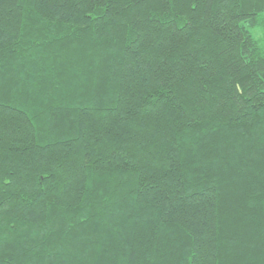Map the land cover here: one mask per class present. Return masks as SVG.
Returning a JSON list of instances; mask_svg holds the SVG:
<instances>
[{"label": "trees", "instance_id": "1", "mask_svg": "<svg viewBox=\"0 0 264 264\" xmlns=\"http://www.w3.org/2000/svg\"><path fill=\"white\" fill-rule=\"evenodd\" d=\"M264 0H0V264H264Z\"/></svg>", "mask_w": 264, "mask_h": 264}, {"label": "rangeland", "instance_id": "2", "mask_svg": "<svg viewBox=\"0 0 264 264\" xmlns=\"http://www.w3.org/2000/svg\"><path fill=\"white\" fill-rule=\"evenodd\" d=\"M254 37L259 41L261 47L264 49V27L253 30Z\"/></svg>", "mask_w": 264, "mask_h": 264}]
</instances>
